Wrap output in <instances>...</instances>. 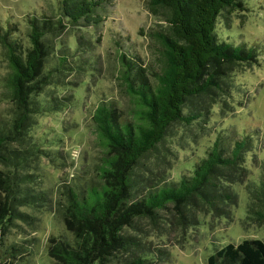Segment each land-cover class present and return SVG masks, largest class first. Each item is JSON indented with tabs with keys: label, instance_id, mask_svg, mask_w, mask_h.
<instances>
[{
	"label": "trees",
	"instance_id": "obj_1",
	"mask_svg": "<svg viewBox=\"0 0 264 264\" xmlns=\"http://www.w3.org/2000/svg\"><path fill=\"white\" fill-rule=\"evenodd\" d=\"M52 2L29 17V46L16 35L15 22L0 23L10 67L6 87L14 103L11 120H0V264H15L34 244L7 241L19 220H36L24 207L50 210L63 223L65 233L49 237L52 264H167L173 231L186 234L200 225L201 215L233 216L239 202L233 185L250 178L247 154L263 139L248 127L243 135L220 133L209 151L184 165L169 142L176 124L208 123L213 110L207 100L218 103L216 97L230 92L237 68L258 61L241 34L225 39L218 31L221 18L227 25V14L250 8L245 0H150V10L166 22L157 35L158 61L145 63L119 34L116 56L130 103L123 112L109 99L96 106L92 119L103 148L96 177L64 186V199L53 206L34 167L51 156V147L30 140V131L38 115L77 101L78 89L70 85L81 80L72 84L70 74L100 68L98 56H88L100 39L85 34L100 27L110 0ZM70 29L81 32L75 49L61 40ZM54 88L73 90L74 96L40 98ZM255 183L247 219L262 225L264 176ZM208 264H264V240L230 242Z\"/></svg>",
	"mask_w": 264,
	"mask_h": 264
},
{
	"label": "rangeland",
	"instance_id": "obj_2",
	"mask_svg": "<svg viewBox=\"0 0 264 264\" xmlns=\"http://www.w3.org/2000/svg\"><path fill=\"white\" fill-rule=\"evenodd\" d=\"M52 1L0 0V23L5 24L9 19L15 22L16 35L24 45L29 46V17L49 9L53 5ZM245 1L250 11L238 10L227 14L230 25H226L221 18L218 31L225 39L241 34L249 46L258 52V61L237 68L229 85L230 92L216 97L218 103L207 100L213 110L208 123L202 124V127L196 123L189 126L176 124L169 142L177 150L180 164L184 165L209 151L220 133L236 131L243 135L248 127L257 131L251 133L253 137L262 134L263 139H259L256 149L247 154V166L251 170L249 182L233 185L239 195L238 204L231 210L233 216L228 219L201 215L200 225L186 229V234L182 235L178 229L173 231L170 237L174 242L171 244L172 258L167 264H208L209 256L230 242L239 243L247 238L264 240V224L259 225L255 220L247 219V209L254 200L251 191L258 190L255 181L258 182L264 176V0ZM149 2L110 0L101 11L104 20L100 27L84 33L87 39L92 36L94 42L100 39L88 55L98 56L100 68L70 74L68 81L72 84L81 80L79 86L70 85L78 89L76 94L73 90L54 88L50 92L47 89L40 97L45 99L52 94L59 97L74 94L77 97L73 105L58 113L38 115L30 131V140L43 139L45 142L42 145L51 147V156L39 158L34 167L38 172L39 188L51 194L53 206L64 199V186L80 182L89 184L96 177L95 166L103 155L92 119L96 106L102 100L109 99L114 101L119 112H123L130 103L116 56L119 34L128 37L132 48L145 63L158 61L157 35L158 31L166 29V22L161 13L150 10ZM76 31L70 29L62 34L64 45L69 44L75 49V36L81 33ZM9 72L6 48L0 42V120L5 122L11 120L14 106L6 87ZM23 210L36 220H19L11 229L7 241L10 245L34 239V244L29 254L15 264H52L48 252L49 237L63 235L66 231L63 223L45 208L24 207ZM165 242L160 243L166 245Z\"/></svg>",
	"mask_w": 264,
	"mask_h": 264
}]
</instances>
